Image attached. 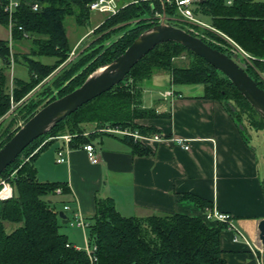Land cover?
Segmentation results:
<instances>
[{"label":"trees","instance_id":"trees-1","mask_svg":"<svg viewBox=\"0 0 264 264\" xmlns=\"http://www.w3.org/2000/svg\"><path fill=\"white\" fill-rule=\"evenodd\" d=\"M93 1L24 0L21 3L15 16L13 42L21 44L29 36L31 55L55 58V62L44 64L17 52L15 59L20 56L28 59L29 79L14 78L10 85L11 50L8 40H0V148L18 131L20 124L31 118L40 107L72 92L96 68L121 55L142 31L154 25L146 20L155 13L165 12L169 24L188 31L230 56L224 48L212 42H225L220 34L207 30L196 34L174 18L178 11L174 5L164 0H131L119 4L123 8L115 15L107 16L96 28V32L104 34L107 30L121 27L120 37L107 45L86 51L78 64L63 73L60 71L47 85V79L71 52L67 18L74 17L78 24H83L90 16L89 4ZM33 2L40 4L38 11L32 10ZM195 12L209 16L216 31L234 40L262 68L264 0H232L231 4H228V0H202ZM148 16L151 18L145 19ZM138 19L143 20L129 27ZM8 23V14L4 8H0V24L7 28ZM104 35L100 40L109 38V34ZM183 54L188 61L175 62ZM80 67L83 71L78 73ZM246 71L264 89V83L252 71ZM162 72L171 75L173 87L179 90L192 85L201 86L200 98L222 103L237 124L243 125L245 133L249 129L256 133L264 131V119L222 72L178 43L158 45L132 68L124 81L79 108L48 134L36 139L0 176L13 187V197L0 200V264H226L220 242L221 234L226 229L223 224L209 226L200 217L179 213L154 212L144 217H127L117 210L114 199L110 197L96 198L95 214L88 221V238L96 247L91 259L85 249H78L66 234L60 232L63 220L46 200L59 188L63 195L69 194V185L38 179L35 165L37 154L54 138L65 134L74 135L71 149L90 142L84 136L86 125H93L96 131L118 127L146 135L160 133L158 128L140 125L138 120L161 116L155 107L142 105V96L152 77ZM38 86L44 87V91L39 93ZM55 90L59 92L57 97L53 95ZM123 139L131 146L133 154L150 153L132 137L125 136ZM23 156L29 159L23 161ZM262 186L264 192V182ZM183 197L203 209L212 206V203L194 194L187 193ZM66 219L69 222L70 219ZM5 222L13 223L16 227L7 232Z\"/></svg>","mask_w":264,"mask_h":264},{"label":"crops","instance_id":"crops-1","mask_svg":"<svg viewBox=\"0 0 264 264\" xmlns=\"http://www.w3.org/2000/svg\"><path fill=\"white\" fill-rule=\"evenodd\" d=\"M151 82L153 85V79ZM170 88L182 97L170 102L145 87L142 105L155 107L161 116L138 123L154 126L165 136L187 140L189 150L172 142L149 141L143 146L150 153L135 155L122 136L96 132L93 125H86L85 132L89 134L84 136L90 139L86 144L94 146L99 157L97 164L89 161L83 148L86 144L73 147L66 162L58 164L57 151L64 146V135L54 138L36 156L38 179L65 182L70 188L67 195L54 194L61 209L48 199L49 203L69 219L78 209L89 221L95 214L96 198L110 197L127 217L179 213L200 217L209 226L218 224L205 219L206 210L216 207L233 215L239 227L254 240L256 223L264 218V178L257 150L222 103L200 98L199 88L180 91L172 83ZM187 193L212 206H197L183 197ZM65 205L70 210L64 211ZM220 242L226 264H256L248 246L242 240L235 242L231 232L224 230Z\"/></svg>","mask_w":264,"mask_h":264},{"label":"water","instance_id":"water-1","mask_svg":"<svg viewBox=\"0 0 264 264\" xmlns=\"http://www.w3.org/2000/svg\"><path fill=\"white\" fill-rule=\"evenodd\" d=\"M165 42L182 45L222 72L264 119V89L248 74L245 66L240 65L235 56L230 57L201 38L169 24L163 12L160 23L142 31L121 55L96 68L78 88L46 104L20 124L18 131L0 148V176L36 139L48 134L79 108L124 81L142 58ZM239 127L244 130L242 124ZM59 217L63 224L68 223L63 211L59 212ZM254 243L262 250L264 260V218L256 223Z\"/></svg>","mask_w":264,"mask_h":264},{"label":"built area","instance_id":"built-area-1","mask_svg":"<svg viewBox=\"0 0 264 264\" xmlns=\"http://www.w3.org/2000/svg\"><path fill=\"white\" fill-rule=\"evenodd\" d=\"M24 0H0V8H4V12L8 14L9 23L7 26V29L9 31V39L8 44L9 48L12 52V45H13V28L15 24V16L18 8H20L21 3ZM169 5H174L176 8H178L179 12L181 13V16L186 20V23L189 24V27L193 32L196 34H199L198 31H196V28L203 29L207 31H214L218 34H220L224 41L216 42L212 40V42L218 46H221L224 48L228 53H230V56L236 57L237 62L240 65L245 66L246 70L249 69L252 71L261 82L264 83V59L261 60L263 62L262 68L256 65L255 61L253 60L250 53H248L246 50H244L241 46H239L234 40L227 37L226 35H223L222 33L216 31L214 28H212L210 25L202 21L200 18H198L195 15L194 12V6L199 5V3L202 0H164ZM232 0H228V4H231ZM31 8L33 11H38L40 9V4L38 2H33L31 4ZM120 8H123V6H120L116 0H95L89 4V11L90 12H98L100 14L105 15H115ZM167 19V17H166ZM162 20V16H161ZM169 20V19H168ZM21 29V28H20ZM26 36V35H25ZM203 36V35H202ZM11 62L14 63V61L11 59ZM161 96L164 100H169L170 102L174 101L177 98H181L182 95L177 93L174 88H171L169 90L163 91L161 93ZM105 132L110 134L119 135L122 137L129 136L132 137L134 140L139 141L141 144L146 145L149 141H156L157 143H167L172 142L173 144H176L185 150L190 149V144L187 142V140L182 138H173L163 135L162 133L156 132L150 135L141 134L138 131H131L128 129H121V128H107ZM89 133H84L85 136H87ZM74 137V135H64L61 138L64 140V146L57 151V159L56 162L58 164H63L67 160V154L71 150V140ZM84 150L87 152V156L89 161L92 164H97L99 162V157L96 154L95 148L92 144H86L84 145ZM37 151V150H36ZM23 161H27L28 157H21ZM6 193V194H5ZM56 194H62V189L59 188L55 191ZM2 195V196H1ZM13 197V187L10 184V182L7 179L0 178V200H5ZM70 210V206L65 205L64 211ZM205 219L208 221H214L216 223L223 224L225 226V230L229 231L233 234V240L235 242H238L239 240H242L250 249V251L255 255L256 264H264L263 256H262V250L256 246L254 243V240L249 238L246 233L239 227V225L236 222V219L233 215L227 212H223L216 207H211L206 210ZM71 226H75L81 230H88L89 223L88 221L80 214L79 210L76 209L73 213V217L68 222ZM78 249H85L87 254L90 256L92 255V251L96 249V247L91 244L88 236L86 237V242L84 248L77 247ZM93 259V257L91 258Z\"/></svg>","mask_w":264,"mask_h":264},{"label":"rangeland","instance_id":"rangeland-1","mask_svg":"<svg viewBox=\"0 0 264 264\" xmlns=\"http://www.w3.org/2000/svg\"><path fill=\"white\" fill-rule=\"evenodd\" d=\"M118 2V4H125L128 3L131 0H116ZM194 12L195 10L198 8L197 6H194ZM178 10V8H177ZM176 10V11H177ZM195 15L197 16V13L195 12ZM107 16L109 15H105V14H100L98 12H90V16L89 18L83 22V24H78L75 20L74 17H69L66 20V29H67V35H68V39H69V43H70V47H71V52L67 58V60L62 63L57 69L56 71L49 77V79H47L46 83L51 84L53 79H55L58 75L59 72L62 71V73L70 68H72V66H74L75 64H78L77 62H79L81 60V58L83 57L82 54H86V51H90L91 48L94 47V49H96L99 46L102 45H107L110 42L117 40L120 36V31L121 27H115L114 29H110L107 30L106 34H109V38L106 40H100L102 38V36L104 34H101L100 32H96V28L98 29L101 24L104 22L105 18H107ZM161 16L162 13H155L154 16L151 18L150 16L146 17L145 19H148L149 17L151 19H154V21L151 19L146 20L147 23H160L161 21ZM174 18L178 19L179 21L183 22L185 24L186 27H189V24L186 23V20L181 16V13L179 12V10L176 12V14H174L173 16ZM169 18L167 17V22L169 23L170 20H168ZM200 19L202 21H204L205 23H207L208 25H210L212 28L213 26L211 25V18L209 16H201L200 15ZM143 19H138L135 20L134 22L130 23L129 27H133L136 26L138 22H140ZM122 28H125L124 26H122ZM191 29V28H190ZM203 29H198L196 28V31H198L199 33L202 31ZM120 31V32H119ZM96 32V33H95ZM86 34V35H85ZM104 35V36H105ZM101 37V38H100ZM107 38V37H106ZM9 39V31L8 29L0 24V40H7ZM23 43L19 44V43H13L12 45V52H10L11 54V59L14 61V63H12L10 71H9V76H10V85L12 84V80L14 78H18V79H22V80H28L29 79V71L27 68V62L28 59L24 58V57H19L18 59H15V54L17 52L20 53H24L26 54V57L28 58H32V60H39L44 64H53L55 62V58H51V57H46V56H33L30 53V48L32 46L31 44V40L29 36H26V39L22 41ZM187 59V56L185 54H183L181 57H178V59L175 60V62H181V61H185ZM258 66V65H257ZM83 68L80 67V70L78 71V73L82 72ZM152 79H153V85H152ZM152 79L150 80L149 83V88L150 90H153L155 92H158V97H160L161 99V93L163 91L169 90L171 89V75L167 72H162V73H158L155 74ZM41 85V84H40ZM39 85V86H40ZM38 86V87H39ZM37 87V88H38ZM199 88L202 89L201 86H187L184 87L186 88ZM44 87H39L38 91L39 93L43 92ZM46 88V87H45ZM58 90L54 91V96H58ZM156 95V94H155ZM58 98V97H57ZM60 98V97H59ZM42 108V107H40ZM105 129H99L96 132H100L103 133L105 132ZM106 133V132H105ZM247 135L249 136L250 139V144L257 150V154L258 156L261 158L260 162H261V166H262V178H264V131H259L258 133L251 131L250 129L247 130ZM40 181H46V180H41ZM50 200L52 202L58 203L56 204L57 209H61L62 205L60 203V201L58 200V198H56L54 195H49L47 196L46 200ZM56 199V200H55ZM5 228L7 230V232H11L16 225L10 222H5ZM60 232L64 233L68 236L69 239L73 240L78 247L84 248L85 246V242H86V237L88 236V230L84 231L81 230L75 226H71L69 223L63 224L60 228Z\"/></svg>","mask_w":264,"mask_h":264},{"label":"bare ground","instance_id":"bare-ground-1","mask_svg":"<svg viewBox=\"0 0 264 264\" xmlns=\"http://www.w3.org/2000/svg\"><path fill=\"white\" fill-rule=\"evenodd\" d=\"M6 194V193H5ZM2 196V195H1Z\"/></svg>","mask_w":264,"mask_h":264}]
</instances>
